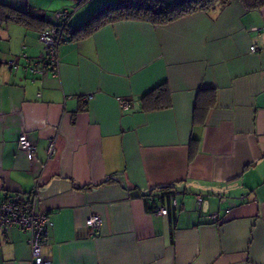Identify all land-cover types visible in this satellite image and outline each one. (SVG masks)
I'll list each match as a JSON object with an SVG mask.
<instances>
[{"label": "crops", "instance_id": "crops-1", "mask_svg": "<svg viewBox=\"0 0 264 264\" xmlns=\"http://www.w3.org/2000/svg\"><path fill=\"white\" fill-rule=\"evenodd\" d=\"M113 1L0 0L50 23L71 12L56 75L23 68L43 51L40 28L0 21V201L29 199L40 181L49 264H264V5L78 31ZM163 84L170 107L143 109ZM161 189L177 201L156 200L164 215L145 199ZM93 213L96 231L85 225ZM32 260L24 231H0V264Z\"/></svg>", "mask_w": 264, "mask_h": 264}, {"label": "built area", "instance_id": "built-area-1", "mask_svg": "<svg viewBox=\"0 0 264 264\" xmlns=\"http://www.w3.org/2000/svg\"><path fill=\"white\" fill-rule=\"evenodd\" d=\"M78 2L84 0H77ZM71 12L69 10H61L54 14L51 26L40 31L38 39L43 45V51L35 60L28 59L25 55V64L23 68L29 75L45 76L48 70H51L53 75L58 72L59 58L57 47L63 40L64 30L68 24ZM249 50L256 51L255 46H250ZM8 66L16 69L18 63L8 61ZM40 95V93H38ZM91 97V95H89ZM18 146L22 149L28 158L32 161L36 158V146L28 140L23 134L19 136ZM56 152V137L48 140L45 148L46 159H50ZM40 181H36L33 188L32 196L29 199L21 195L9 197L6 200L0 201V231L8 230L13 227H19L27 234V243L32 253L33 264H49L50 258L42 253V244L47 237V228L50 225V219L46 213L41 211L37 206V195ZM146 198L152 203L153 196L149 193ZM171 202L175 205V195H171ZM159 200V198H158ZM203 203V198L200 195L196 196V204L200 208ZM155 213L164 215L167 213L165 205L160 204L155 206ZM85 225L96 231L102 225V219L98 214H90L85 219Z\"/></svg>", "mask_w": 264, "mask_h": 264}, {"label": "trees", "instance_id": "trees-1", "mask_svg": "<svg viewBox=\"0 0 264 264\" xmlns=\"http://www.w3.org/2000/svg\"><path fill=\"white\" fill-rule=\"evenodd\" d=\"M243 5L247 7H258L264 5V0H240ZM229 0H115L113 2L104 4L93 11L87 23L81 25L78 31L90 32L96 25L105 22H114L119 20L143 21L151 24H166L179 19L183 16L198 12V11H212L221 8L227 4ZM24 22L26 25H32L40 28V31L51 26V23L44 20L43 14H28L21 13L0 3V21L7 19ZM43 22V24L41 23ZM43 26V27H42ZM68 30V24L64 30ZM142 107L145 110H157L168 108L171 105L169 89L163 84L154 90L144 94L142 97ZM212 97L208 99V103L202 108L205 110L211 104ZM154 200L150 203L155 208L156 200L167 199L170 200L174 191L171 189H161L156 192H149ZM145 199H147L145 197ZM170 202V201H169ZM168 202V204H169ZM163 204V203H162ZM157 206V205H156Z\"/></svg>", "mask_w": 264, "mask_h": 264}, {"label": "water", "instance_id": "water-1", "mask_svg": "<svg viewBox=\"0 0 264 264\" xmlns=\"http://www.w3.org/2000/svg\"><path fill=\"white\" fill-rule=\"evenodd\" d=\"M204 206H205V203H204Z\"/></svg>", "mask_w": 264, "mask_h": 264}]
</instances>
